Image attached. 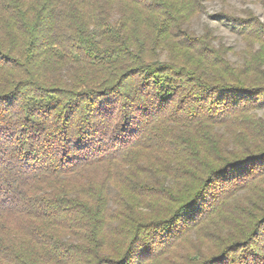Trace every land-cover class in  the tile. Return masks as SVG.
<instances>
[{
  "label": "trees",
  "instance_id": "16d2710c",
  "mask_svg": "<svg viewBox=\"0 0 264 264\" xmlns=\"http://www.w3.org/2000/svg\"><path fill=\"white\" fill-rule=\"evenodd\" d=\"M209 1L0 0V264H264V21L235 64Z\"/></svg>",
  "mask_w": 264,
  "mask_h": 264
},
{
  "label": "rangeland",
  "instance_id": "374dc122",
  "mask_svg": "<svg viewBox=\"0 0 264 264\" xmlns=\"http://www.w3.org/2000/svg\"><path fill=\"white\" fill-rule=\"evenodd\" d=\"M205 5L206 11L195 17L189 23V27L201 34L206 25L210 26L216 35L221 36L223 41L234 49V52L229 53L230 60L235 64L242 63L243 56L240 52L245 47L244 41L231 30L227 22L215 19L214 15L222 9H230L240 15H243L245 9H252L264 21V3L258 0H228L226 3L222 0H211ZM260 115L264 116V110L260 111Z\"/></svg>",
  "mask_w": 264,
  "mask_h": 264
}]
</instances>
